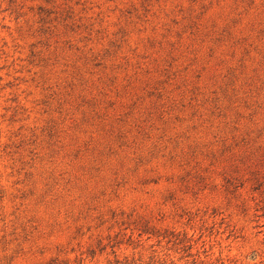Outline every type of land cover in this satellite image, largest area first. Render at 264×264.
<instances>
[{
    "label": "rangeland",
    "instance_id": "rangeland-1",
    "mask_svg": "<svg viewBox=\"0 0 264 264\" xmlns=\"http://www.w3.org/2000/svg\"><path fill=\"white\" fill-rule=\"evenodd\" d=\"M264 264V0H0V264Z\"/></svg>",
    "mask_w": 264,
    "mask_h": 264
},
{
    "label": "trees",
    "instance_id": "trees-1",
    "mask_svg": "<svg viewBox=\"0 0 264 264\" xmlns=\"http://www.w3.org/2000/svg\"><path fill=\"white\" fill-rule=\"evenodd\" d=\"M191 248H192V245L191 246L188 245L187 247H185V250H186L185 252H188V253L182 256V259L186 257L184 263L157 257L156 259H152L151 261L147 263L137 262L133 260V261H127L125 264H225L224 262L213 263V262H206V261L200 260L197 258V256L193 255L191 251H188Z\"/></svg>",
    "mask_w": 264,
    "mask_h": 264
}]
</instances>
